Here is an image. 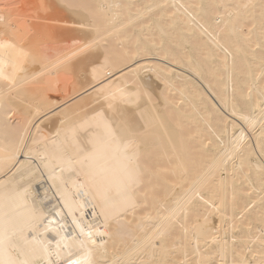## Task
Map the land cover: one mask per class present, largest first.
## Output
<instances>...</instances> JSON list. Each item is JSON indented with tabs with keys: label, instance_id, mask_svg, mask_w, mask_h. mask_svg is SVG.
Here are the masks:
<instances>
[{
	"label": "bare ground",
	"instance_id": "1",
	"mask_svg": "<svg viewBox=\"0 0 264 264\" xmlns=\"http://www.w3.org/2000/svg\"><path fill=\"white\" fill-rule=\"evenodd\" d=\"M0 225L17 264H264V0H0Z\"/></svg>",
	"mask_w": 264,
	"mask_h": 264
},
{
	"label": "snow or ice",
	"instance_id": "2",
	"mask_svg": "<svg viewBox=\"0 0 264 264\" xmlns=\"http://www.w3.org/2000/svg\"><path fill=\"white\" fill-rule=\"evenodd\" d=\"M129 179H133L131 175ZM83 231V229H81ZM91 235V233H89ZM13 246L12 237L9 234V229L6 226L0 225V264H17L16 261L12 259H4L5 250L7 247ZM44 252H47V248L43 249ZM23 264H28L27 261H24ZM49 264H54V262L50 261ZM66 264H80L79 260H69Z\"/></svg>",
	"mask_w": 264,
	"mask_h": 264
},
{
	"label": "rangeland",
	"instance_id": "3",
	"mask_svg": "<svg viewBox=\"0 0 264 264\" xmlns=\"http://www.w3.org/2000/svg\"><path fill=\"white\" fill-rule=\"evenodd\" d=\"M70 5H72V6H74V5H76L77 3H79L80 4V6L81 7H85V6H87V4H88V0H78V2H77V0H66ZM152 58V57H151ZM152 59H157V60H161V61H164L165 63H167L168 61H166V60H164V59H160V58H158V57H153ZM168 63H170V62H168ZM154 166H152V168H153ZM156 167V166H155ZM154 167V168H155ZM149 179V178H148ZM148 179H146V185L145 186H148V184L151 182L152 183V181H151V178H150V182L149 183H147V180ZM149 181V180H148ZM153 182H154V180H153ZM150 183V185L148 186L149 188H150V190H153V187H152V189H151V186H152V184ZM148 188V189H149ZM155 189H156V187H155ZM156 191H157V189H156ZM159 191H160V189H159ZM154 192H155V190H154ZM144 196V195H143ZM150 196H152V194L150 195V194H147V198L150 200ZM141 205H143L142 207H141ZM141 205H139V206H137V207H135L134 208V211L136 212V213H139V212H141V210H143V208H147V206H145L146 205V203H143V204H141ZM149 206V205H148ZM152 208H154V207H152ZM138 209V210H137ZM140 210V211H139ZM139 211V212H138ZM131 219H129L127 222V224H130L131 222H129Z\"/></svg>",
	"mask_w": 264,
	"mask_h": 264
}]
</instances>
